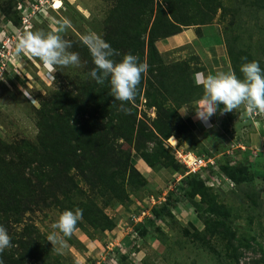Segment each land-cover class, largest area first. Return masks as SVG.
<instances>
[{
	"label": "rangeland",
	"instance_id": "obj_1",
	"mask_svg": "<svg viewBox=\"0 0 264 264\" xmlns=\"http://www.w3.org/2000/svg\"><path fill=\"white\" fill-rule=\"evenodd\" d=\"M40 1L42 10L39 0H0V226L11 240L2 264H264V112L217 131L192 109L211 54L241 79L242 63L264 69V0ZM160 27L200 48L165 39L161 53ZM28 32L59 34L80 65L49 78L38 58L15 54ZM88 33L115 59L131 53L148 65L127 113L107 81L89 76ZM177 151L214 168L184 176ZM76 209L65 246L48 241L60 214Z\"/></svg>",
	"mask_w": 264,
	"mask_h": 264
},
{
	"label": "clouds",
	"instance_id": "obj_2",
	"mask_svg": "<svg viewBox=\"0 0 264 264\" xmlns=\"http://www.w3.org/2000/svg\"><path fill=\"white\" fill-rule=\"evenodd\" d=\"M82 41L89 49L95 65L89 76L99 85H104L107 81L110 84L111 96L121 102L123 111L127 113L128 109L124 108L123 104L134 102L142 74L148 70V65L131 53L124 54L119 60L115 59L120 53L96 33L86 34ZM69 48H71L70 42L64 40L59 34L28 32L18 37L14 51L17 56L24 54L38 58L47 69L49 78L55 79L53 73L58 67L80 65L78 53L68 51ZM240 72L243 79L237 78L232 73L223 72L195 76V84L202 86L204 92L201 98L202 104L192 108L196 119L211 126L210 119L218 111L231 112L242 104L250 112L257 110L264 112V69L260 67L258 61L253 60L242 63ZM220 105H223V108ZM81 216L80 209L63 211L57 221L52 224L53 231L47 240L52 244L65 246V240L62 237L71 236ZM10 246V236L7 230L0 226V253Z\"/></svg>",
	"mask_w": 264,
	"mask_h": 264
},
{
	"label": "crops",
	"instance_id": "obj_3",
	"mask_svg": "<svg viewBox=\"0 0 264 264\" xmlns=\"http://www.w3.org/2000/svg\"><path fill=\"white\" fill-rule=\"evenodd\" d=\"M191 35L192 34H188V33H186V31H183V32H180V33H178L176 35H172L170 37L158 40L156 42V45H157L158 50L159 51L161 50L160 52L163 53L162 49L164 51H167V50H165L167 48L164 46V44H162L165 39H172L173 40V42L169 46L170 48H171L172 45L177 44V42L179 43L180 40L183 41L185 39L184 40V44L182 46H184V47H186V46L192 47V45H193V47H195V48H200L199 45H198L199 43L197 42L198 39L196 37L193 38ZM183 36H185V37H183ZM161 47H163V48L161 49ZM211 55H212L211 58L210 59L208 58V61L210 60V64L208 65L207 71L206 70L201 71L199 73V75L207 76V75H210V74L214 75V74L221 73V72L230 73L226 68H222V67L221 68H216V67H214V65H212V63H211V62H214L213 61L214 60L213 54H211ZM220 107L223 108V105H220ZM245 111L247 112L248 110H247V107L245 105H243V104L240 107H238L237 109H235V110H233L231 112L221 113L220 111H218L210 119L209 123H210L211 126H206L204 123H202L201 125L203 126V128L205 130H210V129L213 130V129H215V130L218 131L226 123H229L234 128H237L238 127L237 125L243 119L241 117V114L243 115V113ZM247 113L249 114V111Z\"/></svg>",
	"mask_w": 264,
	"mask_h": 264
},
{
	"label": "built area",
	"instance_id": "obj_4",
	"mask_svg": "<svg viewBox=\"0 0 264 264\" xmlns=\"http://www.w3.org/2000/svg\"><path fill=\"white\" fill-rule=\"evenodd\" d=\"M49 6H53L56 0H46ZM48 1H51L49 3ZM44 3L39 0V3L35 5V10H42L44 8ZM54 7V6H53ZM255 114L258 112L253 111ZM177 160L185 167L186 175H194L199 177H205L206 172L209 169H213L215 162L213 158H204L201 156H197L190 152H180L177 151ZM184 175V176H186ZM183 176L179 175V177L175 178V182L180 184Z\"/></svg>",
	"mask_w": 264,
	"mask_h": 264
},
{
	"label": "trees",
	"instance_id": "obj_5",
	"mask_svg": "<svg viewBox=\"0 0 264 264\" xmlns=\"http://www.w3.org/2000/svg\"><path fill=\"white\" fill-rule=\"evenodd\" d=\"M154 32H155V37H157V39H161L162 37H167L168 35H173L177 31H175V30H169L168 27H160V28L154 29ZM157 39L155 41H157ZM234 75H236L237 78L241 79L240 76H239V74L237 73V71L234 72ZM189 176H191V177H199V176H194V175H189ZM181 186H183V179L181 180L180 186L178 187V189H180Z\"/></svg>",
	"mask_w": 264,
	"mask_h": 264
},
{
	"label": "bare ground",
	"instance_id": "obj_6",
	"mask_svg": "<svg viewBox=\"0 0 264 264\" xmlns=\"http://www.w3.org/2000/svg\"><path fill=\"white\" fill-rule=\"evenodd\" d=\"M61 5H62L61 1H60V0H56V1H55V5H54L53 8H55V9H59V8L61 7Z\"/></svg>",
	"mask_w": 264,
	"mask_h": 264
}]
</instances>
